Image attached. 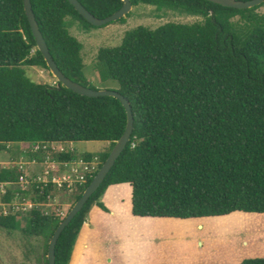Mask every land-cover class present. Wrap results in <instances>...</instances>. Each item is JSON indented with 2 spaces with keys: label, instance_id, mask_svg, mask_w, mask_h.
<instances>
[{
  "label": "trees",
  "instance_id": "obj_1",
  "mask_svg": "<svg viewBox=\"0 0 264 264\" xmlns=\"http://www.w3.org/2000/svg\"><path fill=\"white\" fill-rule=\"evenodd\" d=\"M30 1L59 70L97 89L83 73V46L69 29L75 24L83 31L102 27L90 25L67 0ZM78 1L99 19L122 6L121 0ZM130 2L132 7L148 5L202 20L168 22L155 29L140 25L126 31L119 46L98 50L99 79L113 83V90L129 101L134 128L103 183L59 236L55 264H68L90 208L106 210L99 199L111 185H131L132 214L140 218L199 221L237 213L264 215V15L257 12L264 2L244 10L205 0ZM130 14L113 23H124ZM25 67L48 70L23 0H0V143H109V151L98 155L99 169L126 126L119 100L80 96L58 83L32 82ZM4 150L1 145L0 152ZM29 157L44 159L43 154ZM57 158L75 160L71 154ZM93 158L91 153L82 156L85 162ZM96 172L75 192L74 202ZM21 174L18 166L1 168L0 183L15 184ZM14 191L2 201H10ZM32 191L35 204L49 202L51 188L39 185ZM29 192L22 195L29 198ZM60 222L54 212L43 214L40 206L26 217L0 216V228L8 232L45 237V264ZM241 264H264V258Z\"/></svg>",
  "mask_w": 264,
  "mask_h": 264
},
{
  "label": "rangeland",
  "instance_id": "obj_2",
  "mask_svg": "<svg viewBox=\"0 0 264 264\" xmlns=\"http://www.w3.org/2000/svg\"><path fill=\"white\" fill-rule=\"evenodd\" d=\"M264 15V7L257 10ZM130 16L124 23H110L102 28L83 31L75 24L69 29L70 34L75 37L83 46L81 57L84 64L83 73L87 81L95 88L115 89L111 82L102 83L95 68L96 55L100 48L116 47L121 44L123 35L126 31L138 25L148 28H156L168 22L192 24L201 21V17H193L178 11L162 10L157 11L153 6L138 5L130 12ZM126 26H123L126 24ZM26 76L36 83L55 85L56 79L49 70L41 68H24ZM65 150L73 149L70 153L75 161L83 160L84 153H94L96 162L100 163L98 155L109 151L110 144L105 142H79L72 146L64 145ZM16 157L10 159L9 155L1 154L0 169L10 168L15 164L22 163L26 174L29 172L28 162L31 160L29 155L24 154L21 147H16ZM57 158V157H54ZM10 160V161H9ZM64 191H52L48 203L40 205L43 214L50 215L54 212L59 219H63L72 207L73 195ZM20 224L24 225L25 220ZM147 221V220H144ZM82 228V227H81ZM81 230V229H80ZM172 235L180 238H193L194 233H205L202 237V246L208 250L216 244L233 247L234 244L253 251V247H264V215L237 213L227 218H204L199 221H186L171 224L168 229ZM77 239V238H76ZM45 237H25L20 230L8 232L0 228V264H45ZM251 252L250 255H257Z\"/></svg>",
  "mask_w": 264,
  "mask_h": 264
},
{
  "label": "crops",
  "instance_id": "obj_3",
  "mask_svg": "<svg viewBox=\"0 0 264 264\" xmlns=\"http://www.w3.org/2000/svg\"><path fill=\"white\" fill-rule=\"evenodd\" d=\"M16 147L6 148L1 154L13 159ZM99 202L106 210L97 205L90 208L68 264H241L245 259L264 258L261 246L252 251L235 244H216L208 250L201 244L202 237H207L203 232L183 239L168 232L171 224L189 219L133 216L130 184L109 186ZM251 252L258 254L250 255Z\"/></svg>",
  "mask_w": 264,
  "mask_h": 264
},
{
  "label": "water",
  "instance_id": "obj_4",
  "mask_svg": "<svg viewBox=\"0 0 264 264\" xmlns=\"http://www.w3.org/2000/svg\"><path fill=\"white\" fill-rule=\"evenodd\" d=\"M69 4L77 11V13L90 25L94 27H103L110 23L116 22L122 18H125L131 11H132V4L130 0H121L122 6L113 14L109 15L106 18L99 19L92 15L89 11L86 10L85 7L78 0H67ZM211 2L213 4L237 9V10H244V9H251L261 5L264 0H248V1H239V0H205ZM23 8L29 23V27L34 38L36 49L42 55L46 66L51 73V75L56 79L57 83L60 84L62 87L84 97L89 98H96V97H112L121 103L125 112H126V126L124 132L120 136V138L114 143L113 148L109 152L107 158L98 169V171L93 176L92 180L82 192L80 197L73 203L72 207L69 209L67 215L61 220L58 224L56 229L54 230L50 241L48 243L47 248V264H55V246L57 240L63 230L69 225L72 219L81 211L83 206L86 204L88 199L96 192L99 186L103 183L105 177L115 164V161L121 155L123 150L125 149L127 143L130 140V136L133 132L134 128V117L131 109V105L129 101L121 95L118 91L113 89H106V88H97L91 89L89 87L83 86L80 83L74 82L67 77L59 70L56 63L54 62L47 44L40 32L38 23L35 19L34 13L32 11L31 1L30 0H23Z\"/></svg>",
  "mask_w": 264,
  "mask_h": 264
},
{
  "label": "built area",
  "instance_id": "obj_5",
  "mask_svg": "<svg viewBox=\"0 0 264 264\" xmlns=\"http://www.w3.org/2000/svg\"><path fill=\"white\" fill-rule=\"evenodd\" d=\"M72 146V143H47V142H19V143H0V146L11 148L13 145L21 147L24 154H43L42 162L30 160L28 162L29 172L26 174L22 163H13L22 171L18 182L0 183V216H19L26 217L34 207L40 206L31 201L33 195V186L41 188H51V191H64L75 193L79 187L83 186L88 176H91L98 170L99 163L97 158L90 162L80 161H63L57 157L59 154H70L73 149L65 150L64 145ZM72 155V154H71ZM15 190L10 201L3 202L2 198L8 191ZM30 190V192H29ZM23 192H29V198L24 197ZM52 193V192H50ZM51 194L47 196L50 200ZM42 205V204H41Z\"/></svg>",
  "mask_w": 264,
  "mask_h": 264
}]
</instances>
